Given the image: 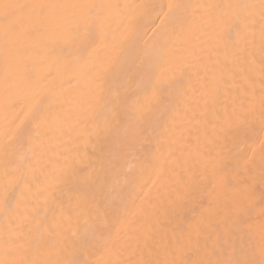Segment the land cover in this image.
<instances>
[{"label": "bare ground", "instance_id": "obj_1", "mask_svg": "<svg viewBox=\"0 0 264 264\" xmlns=\"http://www.w3.org/2000/svg\"><path fill=\"white\" fill-rule=\"evenodd\" d=\"M4 2L0 264H264V0Z\"/></svg>", "mask_w": 264, "mask_h": 264}, {"label": "snow or ice", "instance_id": "obj_2", "mask_svg": "<svg viewBox=\"0 0 264 264\" xmlns=\"http://www.w3.org/2000/svg\"><path fill=\"white\" fill-rule=\"evenodd\" d=\"M87 9L91 10L97 6L94 3H85L84 5ZM101 7L104 5H100ZM43 5L34 3V4H12L6 3L4 0H0V15L3 16L4 20L7 21L10 16H12L16 11L23 10L25 8H41ZM181 7L178 3H169L167 5V11H164L163 17H159L162 20V25L157 26L156 29L153 30L152 38L145 43L143 49V55L140 59V65L142 66L143 70H146L151 63H153L156 58L157 54L160 51L162 45L167 39L166 29L161 30L169 21V18L173 16L175 12ZM67 31L69 34L73 33L72 22L70 19H67ZM76 33L78 34V29H76ZM135 34L133 33L132 36L129 37V41L133 39ZM76 36L73 35V39ZM51 55H58L57 49L53 48ZM145 58H147L145 60ZM8 71L5 70L4 72V80L5 82L8 79ZM147 79V75L144 76ZM159 83V81H158ZM89 84L93 91L100 90L101 92L107 91L113 99H118L122 94H126L128 92V83L124 82V84L120 86H113L109 79L102 71H97L95 74L89 77ZM153 97H155L156 87L153 86ZM140 103L139 98L133 100H129V104L132 108H135ZM115 115V105L108 106L107 109L100 115V118L103 120V123L106 127L109 126L112 116ZM244 221L242 219H237L234 224L236 231L242 232L244 230Z\"/></svg>", "mask_w": 264, "mask_h": 264}]
</instances>
